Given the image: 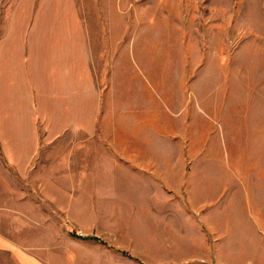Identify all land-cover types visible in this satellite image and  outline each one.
Instances as JSON below:
<instances>
[{"label":"rangeland","instance_id":"1","mask_svg":"<svg viewBox=\"0 0 264 264\" xmlns=\"http://www.w3.org/2000/svg\"><path fill=\"white\" fill-rule=\"evenodd\" d=\"M2 41L99 90L0 108L10 260L264 264V0H0Z\"/></svg>","mask_w":264,"mask_h":264},{"label":"crops","instance_id":"2","mask_svg":"<svg viewBox=\"0 0 264 264\" xmlns=\"http://www.w3.org/2000/svg\"><path fill=\"white\" fill-rule=\"evenodd\" d=\"M3 47V41L0 48ZM62 58L54 63L46 57L36 56L34 51H15L14 46H8L6 53L0 52V108H12L17 106L19 101L29 100L27 107H33L36 91L40 88L48 89L51 92L50 99L58 101L59 120L62 123V85H66L71 91L70 98L79 102L80 109L78 115L82 116L80 123L92 126L97 124L99 117V90L98 84L91 75V68L88 62L79 59L75 62V67H71L62 72ZM72 65L71 63H69ZM76 99V100H75ZM54 107V103L52 104ZM71 107V104H70ZM76 108V109H77ZM31 139L34 135H31ZM34 148L32 147L33 154ZM28 154V153H27ZM8 253V260L0 264H35L34 259H29L27 254L22 253L20 259L10 260L11 243L9 240L4 243L0 238V252Z\"/></svg>","mask_w":264,"mask_h":264},{"label":"trees","instance_id":"3","mask_svg":"<svg viewBox=\"0 0 264 264\" xmlns=\"http://www.w3.org/2000/svg\"><path fill=\"white\" fill-rule=\"evenodd\" d=\"M74 235V234H73ZM75 236V235H74ZM123 255L129 256L127 253L125 252H121Z\"/></svg>","mask_w":264,"mask_h":264}]
</instances>
